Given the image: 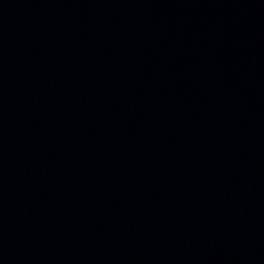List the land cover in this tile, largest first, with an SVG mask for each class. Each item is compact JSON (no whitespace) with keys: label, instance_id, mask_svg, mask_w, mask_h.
I'll list each match as a JSON object with an SVG mask.
<instances>
[{"label":"water","instance_id":"1","mask_svg":"<svg viewBox=\"0 0 264 264\" xmlns=\"http://www.w3.org/2000/svg\"><path fill=\"white\" fill-rule=\"evenodd\" d=\"M0 264H264V0H0Z\"/></svg>","mask_w":264,"mask_h":264}]
</instances>
